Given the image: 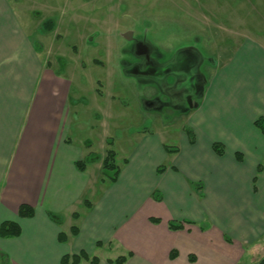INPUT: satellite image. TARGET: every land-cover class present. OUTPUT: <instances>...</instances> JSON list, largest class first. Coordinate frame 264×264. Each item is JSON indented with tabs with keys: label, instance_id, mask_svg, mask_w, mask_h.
<instances>
[{
	"label": "crops",
	"instance_id": "1",
	"mask_svg": "<svg viewBox=\"0 0 264 264\" xmlns=\"http://www.w3.org/2000/svg\"><path fill=\"white\" fill-rule=\"evenodd\" d=\"M20 6L0 0V224L20 227L18 237H0V264H61L81 251L109 264L99 254L112 249L127 256L125 264H239L264 239V168L256 174L264 135L254 127L264 116V72L261 84H234L230 76L243 69L228 65L239 58L264 68V48L243 46L200 85L176 152L165 150L174 148L169 133L139 130L108 183L104 154L96 168L75 166L89 151L71 140L73 81L44 58ZM22 204L32 218L18 216ZM170 222L182 228L171 230Z\"/></svg>",
	"mask_w": 264,
	"mask_h": 264
},
{
	"label": "rangeland",
	"instance_id": "2",
	"mask_svg": "<svg viewBox=\"0 0 264 264\" xmlns=\"http://www.w3.org/2000/svg\"><path fill=\"white\" fill-rule=\"evenodd\" d=\"M13 1L33 25L31 38L44 58L73 81L71 140L89 151L82 160L87 167L96 168L107 149L123 163L129 141L143 129L169 133V146L177 147L200 99L186 67L194 63L193 75L207 85L243 46L264 48V0ZM137 43L147 55H136ZM236 59L228 67L235 63L243 72L228 74L230 82L262 83L264 68ZM146 62L158 70L154 76L127 73L133 66L145 71ZM118 252L105 250L99 258L105 263ZM263 257L264 239L246 248L239 264Z\"/></svg>",
	"mask_w": 264,
	"mask_h": 264
},
{
	"label": "trees",
	"instance_id": "3",
	"mask_svg": "<svg viewBox=\"0 0 264 264\" xmlns=\"http://www.w3.org/2000/svg\"><path fill=\"white\" fill-rule=\"evenodd\" d=\"M97 94L101 96V92L99 89L96 90ZM254 127L262 134L264 135V116H261L257 118L254 121ZM185 133L188 135L190 142H193V136L191 134V131L189 129H185ZM109 146H111V142H107ZM214 152H216L217 155H222L224 153V149L221 144L214 143L212 146ZM165 150L169 153H174L177 151V148H171L168 146H165ZM116 152L112 149H107L105 152V155L101 161V181L108 182V183H114L116 182L118 175L120 173V167L118 164L115 163L116 159ZM126 161L124 160L123 163ZM76 168L79 171H84L86 165L83 161L76 162L75 163ZM264 168V163H261L258 165L256 174H259ZM164 170L163 167H160L157 169L158 172H162ZM254 181L256 178L253 179ZM157 200H160L158 196H154ZM84 205L86 208H90L91 204L88 201H84ZM18 216L20 218H32L34 216V210L28 205L22 204L18 208ZM73 218L77 219L79 215L77 213H73ZM169 228L171 230H179L182 228V223L177 222H170ZM70 236H76L78 234V228L76 226H72L70 228ZM20 235V227L11 221H5L0 224V237L1 238H16ZM68 235L66 233H60L58 235V238L61 242H65L68 239ZM97 245H100L97 243ZM176 255V252L172 251L170 253V258H174ZM86 261L88 264H99V259L96 256H89L87 253L81 251L77 255L72 256H64L61 260V264H79L81 261ZM127 260V256H119L114 260H108L109 264H125Z\"/></svg>",
	"mask_w": 264,
	"mask_h": 264
},
{
	"label": "flooded vegetation",
	"instance_id": "4",
	"mask_svg": "<svg viewBox=\"0 0 264 264\" xmlns=\"http://www.w3.org/2000/svg\"><path fill=\"white\" fill-rule=\"evenodd\" d=\"M144 67L149 70V72L147 74L148 76H150V75L154 76V74H156V72H158V70L154 66H152L150 62H146L144 65L142 64V69ZM194 67H195L194 63L191 66L188 65V67H186V70L189 68V71L186 72V75H190V76L195 77L194 79L196 81H194V84L192 85V87L193 88L195 87V91L197 92L198 88L201 85V82H200V76L199 75H196V74L193 75V68ZM253 264H264V257L261 258L260 260H258L257 262L253 263Z\"/></svg>",
	"mask_w": 264,
	"mask_h": 264
},
{
	"label": "water",
	"instance_id": "5",
	"mask_svg": "<svg viewBox=\"0 0 264 264\" xmlns=\"http://www.w3.org/2000/svg\"><path fill=\"white\" fill-rule=\"evenodd\" d=\"M135 52H136V55L138 56H143V55H147V50H146V47L144 45H142L141 43H137V46L135 48ZM149 72L148 69H146L145 71H141L139 69L138 66H133L132 68H130L127 73L131 74V75H147ZM200 88V87H199ZM199 88L197 90V93L199 91ZM190 99H188L189 101ZM190 103V102H189Z\"/></svg>",
	"mask_w": 264,
	"mask_h": 264
}]
</instances>
